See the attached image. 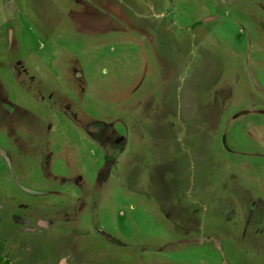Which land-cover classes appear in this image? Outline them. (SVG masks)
I'll return each instance as SVG.
<instances>
[{"label":"rangeland","instance_id":"rangeland-1","mask_svg":"<svg viewBox=\"0 0 264 264\" xmlns=\"http://www.w3.org/2000/svg\"><path fill=\"white\" fill-rule=\"evenodd\" d=\"M0 257L264 264V0H0Z\"/></svg>","mask_w":264,"mask_h":264},{"label":"trees","instance_id":"trees-1","mask_svg":"<svg viewBox=\"0 0 264 264\" xmlns=\"http://www.w3.org/2000/svg\"><path fill=\"white\" fill-rule=\"evenodd\" d=\"M0 264H12L8 259H4L3 257H0Z\"/></svg>","mask_w":264,"mask_h":264}]
</instances>
